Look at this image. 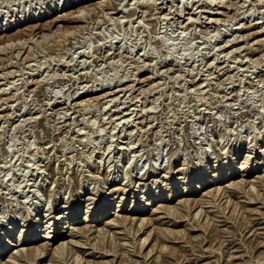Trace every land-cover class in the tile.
Returning <instances> with one entry per match:
<instances>
[{
    "label": "rangeland",
    "instance_id": "1",
    "mask_svg": "<svg viewBox=\"0 0 264 264\" xmlns=\"http://www.w3.org/2000/svg\"><path fill=\"white\" fill-rule=\"evenodd\" d=\"M77 1L0 0V28L55 11L0 33V245L71 203L82 229L0 263L264 264V0ZM204 167L236 176L183 194Z\"/></svg>",
    "mask_w": 264,
    "mask_h": 264
},
{
    "label": "bare ground",
    "instance_id": "2",
    "mask_svg": "<svg viewBox=\"0 0 264 264\" xmlns=\"http://www.w3.org/2000/svg\"><path fill=\"white\" fill-rule=\"evenodd\" d=\"M89 0H87V1H77V2H71L70 3V5H66V2H65V4H64V6H63V8L64 9H68V8H70L71 6L72 7H74L76 4H79V3H81V4H83V3H87ZM223 2V1H222ZM117 4V3H116ZM100 9V8H99ZM57 11V13L60 11L59 9L58 10H56ZM80 11V10H79ZM81 12V11H80ZM55 13V11L53 10V12L52 13H49V11L48 12H44V15H42V12H40L39 13V16L38 17H31V18H24V20H17V21H15V23L14 24H12V23H9V25H8V23L6 24V28L5 27H3V28H0V33H6V32H11L15 27H19V26H22V25H24V24H26L27 25V23H31V22H33V21H41V20H43V19H45V18H48L49 16H51L52 14H54ZM59 17H61V16H59ZM58 17V18H59ZM55 19L54 21L56 22V21H58L59 19ZM75 18V17H74ZM78 18V17H77ZM197 21V20H196ZM215 21V20H214ZM30 25V24H29ZM38 27L39 26H42V24H39V25H37ZM37 26L36 25H34L33 27L32 26H27L29 29H31V28H33V29H31L30 30V32H32V30L34 31V28L36 27L37 28ZM28 28H26L27 30H28ZM42 28V27H41ZM29 31V30H28ZM22 31L20 30L18 33H21ZM20 35V34H19ZM22 35V34H21ZM7 36V35H6ZM5 37V36H4ZM7 38V37H6ZM19 38H20V36H19ZM10 39V38H9ZM1 40V39H0ZM31 40V39H30ZM8 42V41H7ZM12 43V42H11ZM12 45V44H11ZM20 47V46H19ZM32 53V52H31ZM24 59V58H23ZM28 60V59H27ZM239 61V60H238ZM213 63V62H212ZM201 88V87H200ZM126 89V88H125ZM120 91V90H119ZM128 113V112H127ZM128 122V121H127ZM146 133V132H145ZM139 141V140H138ZM139 143V142H138ZM256 151H257V153H258V150L256 149ZM115 154V153H114ZM249 158H250V156H247V159H246V161L245 162H243V166H241L240 168L243 170V173H248V174H250V175H252V173L255 171V168H251L250 167V160H249ZM232 159V158H231ZM262 165H263V168H264V162H262ZM206 168L207 167H204V168H200L199 170H197L196 171V173L195 174H189L187 177H185V178H183L184 179V187L182 188L183 190H182V192H183V194H187V193H189L190 195H194L195 193H198L197 191H198V189H200L201 187H204L205 185H206V183L208 184V183H212V182H214V184H220V185H218L217 187H215V190L214 191H216V192H219V191H221V192H223V189L225 190V188L223 187H221V184H222V182H224L226 179H228L229 177H234V176H236V173L233 171V169L232 168H229L228 170H227V172L226 173H224L223 171H220L219 172V169L218 170H216L214 173H213V175H211V178H212V181L210 182H208V179H207V173H208V171L206 170ZM263 172H264V170H262ZM155 173H157V172H153V174H155ZM184 175V174H183ZM164 177H166V176H164ZM241 177V176H240ZM261 177V176H260ZM142 179H146V178H142ZM153 179V178H152ZM181 179V178H180ZM259 179V178H258ZM153 182H154V179L152 180ZM197 183V185H195ZM256 183V182H255ZM131 184V183H130ZM132 184H133V182H132ZM235 184V183H234ZM233 184V185H234ZM132 186V185H131ZM229 186V185H228ZM228 186H226L225 185V187H228ZM231 188H233V187H231ZM145 189V188H144ZM214 189V188H213ZM234 189H236V187L234 188ZM234 189H232V190H234ZM124 190V189H123ZM172 190V189H171ZM170 189H169V192H170V194H169V196L166 198H164L163 197V195H162V193H160V192H158V195H157V199H156V203H155V205H159V203L161 202V201H169V200H172L173 198H175L176 197V194H173V192L171 191ZM212 190V189H211ZM256 190V189H255ZM112 191L114 192H119V191H121V189L120 188H114V189H112ZM124 191H128V190H124ZM123 191V192H124ZM132 191V190H131ZM177 192V191H176ZM146 193H147V191L145 190V195H146ZM229 197V196H228ZM142 198H144V196L142 197ZM188 199V198H187ZM89 200H92V198H89ZM123 200H124V198H122V200L119 202V205H118V209H117V211L118 212H122V211H124V209H121V207L123 206ZM107 201H110V200H107ZM191 201V200H190ZM151 202V201H150ZM150 202H147V204H146V206L145 207H138V208H134V207H132V209H130L129 210V212L131 213H133V215L134 216H137L138 214L140 215H142V214H144V213H146V211L148 210V207H150V206H155L154 204H151ZM187 202H188V200H187ZM192 202H195V200H193L192 199ZM190 203V202H189ZM161 204V203H160ZM194 204V203H193ZM91 205L92 204H89L88 205V207H87V211H86V215L87 216H85V218L83 219V221L84 222H100L101 221V219L103 218V219H105L106 220V217H108L109 215H111L112 214V212H110L109 211V208L108 207H104L105 208V210L103 209V211L99 214V215H101V217H99V219L97 218L96 219V217L95 218H92V216L93 215H89L90 214V212H91V210H90V208H91ZM157 205V206H158ZM164 205V204H163ZM75 206H77V205H74L73 206V204L71 203L69 206H65V207H62L61 208V210H63V209H67V211H66V213H63V214H60V215H58V218H55V221H57V223H48V224H46V226L44 227V228H51V227H53V226H55V225H59V224H63V226L64 227H61L60 229H58L56 232H49L48 233V235L44 238L45 240H47V241H45V242H47L46 244H41L39 247H36V246H34L33 244H37L38 243V241H40V229H37L38 228V226H37V219L36 220H31L28 224H27V226L24 228V230L22 231V233L19 235V238H18V241H17V243H12V242H10V240H8L7 238H9V236L10 235H12V232H13V230L15 229V227H12V226H10V228H8V230H7V232H6V234H5V236H4V241H3V244L2 245H0V258H5L7 255H8V253H10L9 251H11L10 249H11V247H18L19 249L17 250V251H13V255H12V259H19V260H22V261H25V259L27 258L28 259V257L29 258H31L33 255H34V253L36 254V253H39L41 256H40V258L39 259H42L43 257H44V255H46V254H48L49 252H51L52 251V249L50 248V246H51V244H50V242L51 241H53V240H58L60 237H62V235L64 234V233H66V232H64V230H61V229H65V228H67V229H69V230H72V232H71V234H70V236H72L73 234L72 233H74V232H76V233H80V232H82V229H80V228H76V223L80 220L79 219V217H78V210H75ZM152 206V207H153ZM156 207V206H155ZM164 206H158V208H163ZM158 208H156V210L154 209V211L153 212H156V213H159V209ZM121 209V210H120ZM152 209V208H151ZM168 209V208H167ZM173 209V208H172ZM54 210V207H52L51 209H49V210H47V212H52ZM153 210V209H152ZM166 210V209H165ZM169 210V209H168ZM200 210V209H199ZM56 211H59V210H55V212ZM125 211H127L128 212V210H125ZM114 212V211H113ZM54 213V212H53ZM122 214V213H121ZM52 214L50 213L49 215H48V217L49 216H51ZM113 215H116L115 213H113ZM133 216V217H134ZM116 217L117 218H123V216H119V215H116ZM132 217V216H131ZM131 217H129V216H127V218H126V216H125V220H123V222L125 223V222H128V220L130 219V220H136V219H138L137 217H135V218H131ZM57 219V220H56ZM128 219V220H127ZM142 220H144V219H142ZM59 221V222H58ZM60 221H61V223H60ZM63 221V222H62ZM131 221H129V223H130ZM143 222H145V220L143 221ZM143 222H142V224H143ZM153 222V221H152ZM47 223V222H46ZM121 223H122V221H121ZM119 224V223H118ZM115 225L114 223L113 224H111V222H107L106 223V226H108V225H113L114 227H120L119 225ZM126 224V223H125ZM88 226V225H87ZM91 227V226H90ZM88 229V228H87ZM80 231V232H79ZM68 234V233H67ZM73 237V236H72ZM33 245V246H31V248H27L26 249V247H28V245ZM40 244V243H39ZM60 244V243H59ZM64 247V243H62L59 247H57L56 249H55V251H54V249H53V251L56 253V251H59L60 252V250L62 249ZM71 249V248H70ZM16 250V249H15ZM63 250H65V248L63 249ZM26 251V252H25ZM12 252V251H11ZM95 253V252H94ZM35 257V256H34ZM10 258H11V256H10ZM33 260H35L36 261V259L34 258ZM72 260V259H71ZM13 261V260H12ZM12 261H9V264L11 263V264H14ZM29 262V261H28ZM34 262V261H33ZM27 263V262H26ZM1 264V263H0ZM5 264V263H4ZM29 264V263H28ZM31 264V263H30ZM33 264V263H32Z\"/></svg>",
    "mask_w": 264,
    "mask_h": 264
}]
</instances>
